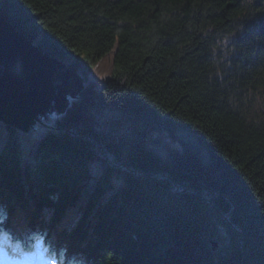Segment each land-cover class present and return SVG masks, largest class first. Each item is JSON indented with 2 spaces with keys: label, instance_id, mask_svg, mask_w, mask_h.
Wrapping results in <instances>:
<instances>
[{
  "label": "trees",
  "instance_id": "16d2710c",
  "mask_svg": "<svg viewBox=\"0 0 264 264\" xmlns=\"http://www.w3.org/2000/svg\"><path fill=\"white\" fill-rule=\"evenodd\" d=\"M89 85L37 138L0 123V210L87 264H264V0H0Z\"/></svg>",
  "mask_w": 264,
  "mask_h": 264
},
{
  "label": "water",
  "instance_id": "95a60500",
  "mask_svg": "<svg viewBox=\"0 0 264 264\" xmlns=\"http://www.w3.org/2000/svg\"><path fill=\"white\" fill-rule=\"evenodd\" d=\"M86 83L87 79L39 51L0 17V123L25 134L56 130L46 122L38 127L37 118L60 109L70 90L76 89L78 96L88 87Z\"/></svg>",
  "mask_w": 264,
  "mask_h": 264
},
{
  "label": "clouds",
  "instance_id": "9594fccd",
  "mask_svg": "<svg viewBox=\"0 0 264 264\" xmlns=\"http://www.w3.org/2000/svg\"><path fill=\"white\" fill-rule=\"evenodd\" d=\"M7 215L0 210V264H87L81 254L56 248L46 233L16 236L5 228Z\"/></svg>",
  "mask_w": 264,
  "mask_h": 264
},
{
  "label": "rangeland",
  "instance_id": "374dc122",
  "mask_svg": "<svg viewBox=\"0 0 264 264\" xmlns=\"http://www.w3.org/2000/svg\"><path fill=\"white\" fill-rule=\"evenodd\" d=\"M115 47L112 49V51L114 50V52H115ZM111 51V52H112ZM110 52V53H111ZM109 53V54H110ZM108 55V54H107ZM106 55V56H107ZM105 56V57H106ZM104 57V58H105ZM103 59V58H102ZM101 59V60H102ZM100 60V61H101ZM99 61V62H100ZM112 61L113 60H111V63H110V60H106V65L109 67L110 66V71H111V68H112ZM99 62H97L96 63V65L99 63ZM96 65L93 67V69H92V71H91V73L89 74V76H88V78H87V83L86 84H88V85H90L93 89H94V91H96V92H99L100 90H101V88L103 87V85L105 84V82H106V80H108V78H109V76H110V71L108 72H106V74L104 75V79L105 80H101V77H99V75H97V74H94L93 73V71H94V69H95V67H96ZM75 96H77V94H76V89H71L70 90V92H69V94L65 97V101H64V103H63V105H62V107L60 108V109H53L50 113H54V115L56 116V118L55 119H57V118H59V117H61L64 113H65V111H66V109H67V107H68V103L70 102V99L71 98H73V97H75ZM54 122V121H53Z\"/></svg>",
  "mask_w": 264,
  "mask_h": 264
},
{
  "label": "bare ground",
  "instance_id": "6f19581e",
  "mask_svg": "<svg viewBox=\"0 0 264 264\" xmlns=\"http://www.w3.org/2000/svg\"><path fill=\"white\" fill-rule=\"evenodd\" d=\"M114 50L110 53V54H108L105 58H103L97 65H96V67H95V69H94V71H93V73L94 74H97V75H99V77H101V80H105L104 79V75L106 74V72L108 71H110V66L108 67L107 65H106V60H110V63H111V60H113V57H114ZM66 65H68L69 66V63H66V62H64ZM69 68H70V66H69ZM71 69V68H70ZM72 70V69H71ZM107 75V74H106ZM89 86V85H88ZM73 99H75V98H71L70 99V102L73 100ZM51 111H49V112H47V113H45L44 115H42V116H39L38 118H37V120H36V122H37V126L38 127H42V124L41 123H43V124H45V122H46V125L47 126H50V127H54L55 126V122H54V124H53V121H54V119L56 118V116L54 115V113H50ZM58 119V118H57ZM56 119V120H57ZM39 123V124H38ZM2 124V123H1ZM17 130V129H16ZM44 130H46V129H43V131ZM47 130H49V129H47ZM50 130H53V129H50ZM19 131V130H18ZM25 134V133H24ZM28 134H31L34 138L36 137H38L39 135H40V133H35V132H33V131H31V132H29ZM42 134V133H41Z\"/></svg>",
  "mask_w": 264,
  "mask_h": 264
}]
</instances>
